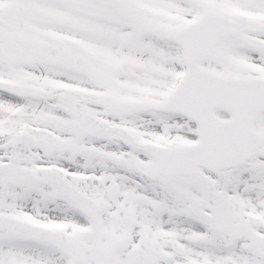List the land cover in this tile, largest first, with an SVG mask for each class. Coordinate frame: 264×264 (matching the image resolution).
<instances>
[{
  "label": "snow or ice",
  "instance_id": "1",
  "mask_svg": "<svg viewBox=\"0 0 264 264\" xmlns=\"http://www.w3.org/2000/svg\"><path fill=\"white\" fill-rule=\"evenodd\" d=\"M0 264H264V0H0Z\"/></svg>",
  "mask_w": 264,
  "mask_h": 264
}]
</instances>
